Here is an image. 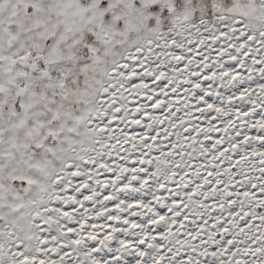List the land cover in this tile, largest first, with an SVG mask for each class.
<instances>
[{
  "label": "snow or ice",
  "instance_id": "snow-or-ice-1",
  "mask_svg": "<svg viewBox=\"0 0 264 264\" xmlns=\"http://www.w3.org/2000/svg\"><path fill=\"white\" fill-rule=\"evenodd\" d=\"M0 264H264V0H0Z\"/></svg>",
  "mask_w": 264,
  "mask_h": 264
}]
</instances>
